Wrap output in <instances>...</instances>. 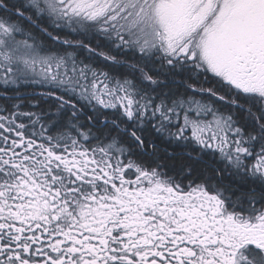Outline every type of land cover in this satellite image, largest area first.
<instances>
[{"label": "snow or ice", "instance_id": "obj_1", "mask_svg": "<svg viewBox=\"0 0 264 264\" xmlns=\"http://www.w3.org/2000/svg\"><path fill=\"white\" fill-rule=\"evenodd\" d=\"M0 264H264V0H0Z\"/></svg>", "mask_w": 264, "mask_h": 264}]
</instances>
